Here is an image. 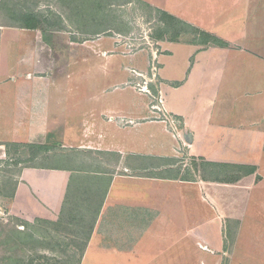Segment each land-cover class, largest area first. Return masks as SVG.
<instances>
[{"label":"crops","instance_id":"obj_1","mask_svg":"<svg viewBox=\"0 0 264 264\" xmlns=\"http://www.w3.org/2000/svg\"><path fill=\"white\" fill-rule=\"evenodd\" d=\"M169 5L161 10L184 26L170 31L171 39H162L158 96L128 82L125 87L132 90L135 103L89 110L80 124V140L70 148L104 159L97 165L89 162L87 168L96 169L86 171H77L75 165L22 168L14 197L7 200L8 214L29 224L57 223L68 210L83 208L82 213L73 212L92 217L95 227L81 264L88 261L96 236L102 253L112 257L94 264L157 263L155 243L172 239L179 222L190 223L186 235L197 238V247L213 257L210 264H264V0H170ZM11 45L18 46L17 41ZM21 90L18 102L35 105L30 126L43 132L41 91ZM107 93L103 91L106 99ZM160 97L162 112L153 109ZM170 117L180 121L182 139ZM108 127L117 139L104 132ZM187 134L192 144L184 141ZM183 158L191 161L195 177L185 178L176 170ZM82 174L101 179L103 186L79 184L73 191L75 176ZM120 178L164 184L162 196L155 191L145 198L148 190L143 187L134 202L130 191L122 194L131 195L129 199L111 200ZM174 185L185 206L183 216L176 215V194L170 190ZM195 190L201 226L191 223ZM210 227L217 235L209 237ZM145 257L147 261L141 260Z\"/></svg>","mask_w":264,"mask_h":264},{"label":"rangeland","instance_id":"obj_2","mask_svg":"<svg viewBox=\"0 0 264 264\" xmlns=\"http://www.w3.org/2000/svg\"><path fill=\"white\" fill-rule=\"evenodd\" d=\"M88 1L90 0L11 1L10 8L14 10L13 3H16L17 13L25 10L41 15L46 27L54 30L48 33L49 43L44 41L40 30L0 27V264L83 262L95 227L92 217L84 218L85 216L73 212L79 210L82 213L83 208L68 210L64 221L57 223L36 221L29 230L23 227L21 220L8 214V198L5 196L13 191L20 170L24 167L54 168L75 165L77 171H86L93 168H87L86 164L90 162L91 165H97L99 158L104 159L93 151L81 152L70 146L80 140L82 131L80 124L87 120L85 116L89 115V110L94 107L102 108L106 104L136 102L131 97L132 90L125 87L126 83L131 82L129 86L135 89H140L147 83L152 95L158 96L159 80L153 79L154 81L150 82L152 75L149 72L154 57L162 54L163 41L171 39L172 36L167 32L169 28L163 19L164 11L161 10L162 7L165 9L170 7V0H105L101 6L102 13L97 17L92 14L94 11L89 8ZM4 14V10H0L1 23L13 22ZM163 31L167 33L160 36ZM13 40L17 41L18 46L11 45ZM132 55L134 57H130ZM24 87H34L36 91L37 89L41 91L42 102L39 105L40 111L43 109L41 115L46 121L43 132L40 128L30 126L28 120L32 114L30 110L33 111L35 105L29 107L30 103L18 102L19 98H23L24 92L21 89ZM103 91L108 92L107 99ZM139 99L148 102L146 98ZM104 132L112 135L114 139L118 138L113 127L104 129ZM40 137L45 141L36 144L48 143L55 146L49 154L23 165H17L22 153L12 150L11 157L7 156L5 145L12 144L10 142L27 145L32 144L27 142L29 139L38 141ZM111 161L114 164L117 162L115 157ZM190 162L183 158L176 164V170L185 178L196 176ZM103 183L101 179L82 174L75 176L72 187L73 191L79 184L99 188ZM163 186L164 184L153 181L136 182L120 178L114 184L110 196L111 200H122L131 196L122 195L124 192L130 191L129 193L135 196L138 188L145 187L148 193L146 191L143 193L146 192L145 198L149 199L148 194H154L155 191H160L162 196ZM174 187L170 190L171 194L174 192L176 194V215L183 216L185 206L180 201L181 193L177 186ZM192 194L194 211L191 223L194 226H201V215L199 211H195L198 206L200 207L195 200L198 191L195 190ZM134 196L128 199L134 202L137 200V196ZM79 198L82 199V196ZM142 198L144 199V196ZM187 225L190 223H177L176 227L179 229H176L172 239L155 243L157 247L155 256L158 261L154 264H167L169 258L172 260L170 264L211 263L213 257L197 247V238L186 235ZM13 228L23 233L29 231L34 234L36 242L15 234ZM207 232L209 237L217 235V230L212 227ZM7 234L10 235H8L11 239L10 245L3 243L8 238ZM97 241L96 236L85 264H94L112 257V253H102ZM226 244L229 248L231 241ZM147 259L145 257L141 260ZM228 259L230 260V254L224 257V262ZM107 264H112V261Z\"/></svg>","mask_w":264,"mask_h":264},{"label":"trees","instance_id":"obj_3","mask_svg":"<svg viewBox=\"0 0 264 264\" xmlns=\"http://www.w3.org/2000/svg\"><path fill=\"white\" fill-rule=\"evenodd\" d=\"M12 0H0V10H4L5 12V16L9 19L13 21V22H0V27H11V28H20V29H27V30H40L43 34V39L46 43H49V39H48V33L49 32H54V30L52 31L50 28L46 27V23H44L45 21H43V19L41 18V15H39L38 13H34L32 12H26L25 10H22L20 12H16V3H13L14 6V10H12L10 8L12 2ZM116 1V0H114ZM21 2V1H20ZM103 2H105V0H90L88 1V6L89 8H92V10L94 12H92V14L94 16H99L101 11V6L103 5ZM128 3V2H126ZM85 4V5H87ZM20 5V3H19ZM18 5V6H19ZM98 8V9H96ZM100 8V9H99ZM18 10V9H17ZM163 19L166 21V24L169 28V31L172 32H177L179 29L182 28V26H184V23L180 20H177L176 18L168 15L167 13L163 12ZM20 22H19V21ZM18 21V22H15ZM168 32V34H170V32ZM166 31H163L161 33L160 36H163L167 33ZM6 146V151H7V156L11 157V152L12 150L15 151L16 153H22V158H20V160L17 161V165H23L25 163H31L34 162L36 160L39 159V157H42L45 154H49L50 152H52L55 148V146L50 145L48 143L46 144H27V145H23V144H18V143H12V144H7ZM30 167V166H27ZM32 167H37V166H32ZM41 168V167H38ZM15 194V187L13 189V191L5 196L7 198H12L14 197ZM51 223V222H48ZM95 223V222H94ZM33 225L23 222V227L24 228H29V230H31V227ZM93 230V229H92ZM13 232H15V234H20L21 236H23V238H29L32 239L33 242H36L35 238H34V234H31L29 231L26 233L20 232L19 230H17L16 228H13ZM91 232V231H90ZM9 234H7L6 237L7 240L4 241L3 243L5 245L7 244H11V239L8 236ZM90 236V235H89ZM88 236V238H89Z\"/></svg>","mask_w":264,"mask_h":264},{"label":"built area","instance_id":"obj_4","mask_svg":"<svg viewBox=\"0 0 264 264\" xmlns=\"http://www.w3.org/2000/svg\"><path fill=\"white\" fill-rule=\"evenodd\" d=\"M159 63H158V59H157V56L154 57V62L151 64V67H150V73L152 75V78L150 79V82L154 81L153 79H158L159 78ZM140 90L142 92H146L148 94H151L150 92V88L149 86L147 85V83H145V85H143ZM157 104L153 106V109L158 111V112H162L164 111L163 110V102H162V99L161 97L157 99ZM169 120V123L171 125V127L173 128V130L176 132L177 134V138L179 139H182V134L178 133V128L180 127L181 123L180 121H178L176 118H173V117H170L168 118Z\"/></svg>","mask_w":264,"mask_h":264},{"label":"water","instance_id":"obj_5","mask_svg":"<svg viewBox=\"0 0 264 264\" xmlns=\"http://www.w3.org/2000/svg\"><path fill=\"white\" fill-rule=\"evenodd\" d=\"M184 141L187 143V144H192L193 140H192V135L191 134H187L184 136Z\"/></svg>","mask_w":264,"mask_h":264}]
</instances>
